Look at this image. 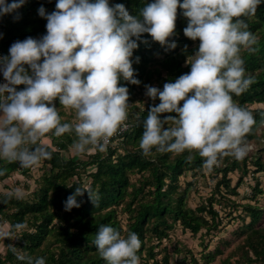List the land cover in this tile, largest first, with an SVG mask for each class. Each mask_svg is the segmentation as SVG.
<instances>
[{
	"label": "clouds",
	"instance_id": "1",
	"mask_svg": "<svg viewBox=\"0 0 264 264\" xmlns=\"http://www.w3.org/2000/svg\"><path fill=\"white\" fill-rule=\"evenodd\" d=\"M26 0H0V17L22 7ZM262 0H153L133 15L123 3L109 0H57L51 13L43 7L46 34L15 41L0 56V160L22 168L38 167L53 153L43 138L75 134L77 155L104 152L111 138L127 129L129 89L121 80L140 85L133 63L139 43L148 34L162 47L175 49L178 10L187 26L185 37L199 40L198 50L186 61L190 71L161 90L145 85V95L159 104L149 107L139 140L142 155L198 152L211 172L224 157L244 159L246 136L256 120L233 99L255 81L246 74L241 52H255L257 37L245 18L256 14ZM139 42V43H138ZM187 46H185L186 48ZM24 87L18 90V87ZM60 106L75 111L76 122H63ZM182 102V105H181ZM175 113V115H171ZM167 114V115H165ZM167 126V127H165ZM191 161L192 157H187ZM6 169L0 168V176ZM19 193V189L16 190ZM87 192L96 206L99 194L77 186L64 201V210L79 208ZM28 229L26 222L0 224V240L24 264H46L19 250L15 241ZM107 264H141L142 241L135 232L123 236L109 225L99 227L94 241Z\"/></svg>",
	"mask_w": 264,
	"mask_h": 264
},
{
	"label": "trees",
	"instance_id": "2",
	"mask_svg": "<svg viewBox=\"0 0 264 264\" xmlns=\"http://www.w3.org/2000/svg\"><path fill=\"white\" fill-rule=\"evenodd\" d=\"M12 2L13 0H8V3ZM56 2L57 0H26L22 7L1 17L0 49L3 56L9 54V48L15 41H22L29 36L39 39L46 34L47 21L38 15V9L43 5L47 12L51 13L55 10ZM109 2L123 3L131 14L136 15L146 3L153 0ZM245 19L249 25L248 30L256 35L258 43L254 46L255 52L243 50L241 56L245 61L246 74L253 77L255 82L242 95L233 94V99L250 111L256 120L252 131L246 136L247 143L256 140L264 145V110L250 108L252 105L264 104V0L258 6L256 14ZM186 26L187 20L182 10H178L176 35L172 38L177 45L175 49L162 47L153 42L148 34L143 35L142 39H147L149 43L138 42L139 47L133 56V59L140 57V62L133 63V67L137 72L136 78L141 83L137 86L123 80L120 82L129 89V103L133 101L132 96L141 91L145 84L155 82L156 87L162 90L164 83L174 82L180 75L190 71V65L185 61L198 50L199 40L192 41L185 37L183 29ZM23 87L19 86L18 90ZM154 104H159V99L149 101L147 97L141 109L130 105L128 130L116 140L117 143L115 141L110 144L106 151H94L86 156V160L77 154H63L76 139L74 133L60 137L52 133L48 135L51 139V147L48 148L53 156L51 160L41 162L43 172L36 180L31 199L18 198L12 193L0 194V216L6 224H28V229L15 241L19 250L33 257H45L46 264H107L99 255L94 241L99 227L109 225L125 237L129 232L138 234L142 246L137 255L140 256L142 264H168L166 247L162 248L163 256L160 260L156 259V247L168 239L169 232L176 225L192 236L201 231H204L205 235L215 231L222 221V213L219 214V211L214 209L215 203L223 209L227 206L234 212L239 211L237 217H246L249 220L241 233V242L225 259L220 260V264L264 263V210L256 204H240L232 199L239 196L238 188L249 167L253 168L252 175L264 173V162L259 157L252 158L249 155L252 146H249L251 149L242 160L230 156L222 158L219 165L213 168V171L221 174V178L215 184L206 204H200L194 209L188 207L186 192L178 190V178L186 171L202 174L206 170L203 168V158L198 152L190 153L187 150L175 154L159 153L153 149L151 155H142L139 148L143 132L141 122L149 107ZM56 105L63 117V106H60L58 101ZM63 122L67 121L63 119ZM189 155L192 157L191 161L187 159ZM0 168L6 169V173L0 176V182L9 179L13 173L26 175L31 169L4 160H0ZM233 171L241 173L234 186L227 176ZM144 173H147V176L141 179L137 186L130 182L131 175ZM83 177L89 178L87 184L84 183ZM77 186L90 187L99 194V200L94 206L85 192L83 197L77 198L81 203L79 208L65 211L64 201L73 194ZM259 187L258 180H255L251 190L252 200L262 194L263 191ZM125 197L128 200L123 211L127 216L125 225L122 226L116 217V207ZM223 215L227 217L230 214L223 212ZM152 240L157 243L152 244ZM5 241L6 249L4 254L0 255V264H24L17 260L9 249L8 245L12 242ZM177 251L175 248L174 253ZM221 254L222 251L216 247L213 252L201 256V259L209 260ZM191 262L196 264L194 258H191L189 263ZM186 263V260L181 262Z\"/></svg>",
	"mask_w": 264,
	"mask_h": 264
},
{
	"label": "rangeland",
	"instance_id": "3",
	"mask_svg": "<svg viewBox=\"0 0 264 264\" xmlns=\"http://www.w3.org/2000/svg\"><path fill=\"white\" fill-rule=\"evenodd\" d=\"M188 60V59H187ZM191 60V57L189 58ZM186 63V61H185ZM156 87L155 82H151L150 84ZM145 85L143 86L141 91H137L133 96V101L130 102V105L142 108L143 103H146L147 96L145 95ZM148 100L151 99L148 97ZM251 109L262 108L264 110L263 105H252ZM63 119L68 123L76 122L75 111L72 109H65L63 107ZM129 109V114H130ZM167 127V126H165ZM50 134V133H49ZM47 134L45 137H47ZM118 141H116L117 143ZM115 143V142H114ZM113 143V144H114ZM249 146H252V151L250 152V156L252 158H261L264 162V145L262 143L257 142L256 140L248 143ZM249 147V150L251 149ZM94 151H91L84 155H79L81 159L86 160V156L88 154H92ZM65 156H71L76 154L72 149V146L68 148L66 152H63ZM253 168L249 167L248 173H246L242 178V183L238 188L239 196L236 198H232L236 200V202L240 204L249 203L251 205H257L264 210V173L259 172L255 175H252ZM43 172L42 164L38 167H33L30 169V172L26 175H21L19 173H13L9 179H6L0 183V194L1 193H12L14 196L23 199H31L32 190L36 186V180L39 179V176ZM89 172V170H88ZM91 172V171H90ZM194 172V171H193ZM191 171H186L182 176L178 178V190L186 192V203L187 206L194 209L200 204H206L210 194L214 191L215 184L220 180L221 174L216 171L208 172L207 170L203 171L202 174L193 173ZM147 173L144 174H133L130 176V182L134 185H138L140 180L145 178ZM228 178L231 180V185L234 186L237 182L238 178L241 176L240 171H233L227 174ZM84 178V177H83ZM84 183L87 184L89 182V178H84ZM258 180L260 184V189L263 191L262 194H258L256 196V200L251 199L252 195V187L254 186V181ZM197 181L196 183H194ZM19 189V193L16 190ZM223 190V189H221ZM130 191V189L128 190ZM218 197V196H216ZM215 197V198H216ZM128 198L120 202V205L116 207L117 210V219L120 221L121 225L124 226L126 222V212L123 211L124 204L127 202ZM214 209L219 211V214L222 213V221L220 226L213 232L208 235H205L204 231L198 233L196 236H192L188 231H183L180 226L176 225L170 232L168 239L163 240L159 247H156L155 252H157L156 259L160 260L163 256L162 248L166 247L167 253L169 255V263L168 264H181L183 260H186V264H193L191 258L196 260V264H220V260L225 259L226 255L231 252L242 240L243 235H241L244 230V226H246L249 220L245 217H237L239 211H232L227 206H224V209L219 205L214 203ZM230 214L225 217L223 215ZM5 240H0V255L4 254L6 246ZM12 242V241H11ZM152 244H156L157 242L152 240ZM219 248L222 251L221 255L214 257L213 259L204 260L201 259V256H205L206 254L213 252L215 248ZM177 249V253H174V249ZM233 260V258L231 259ZM142 264V263H141ZM150 264V263H149ZM161 264V263H159ZM259 264V263H258ZM264 264V263H263Z\"/></svg>",
	"mask_w": 264,
	"mask_h": 264
},
{
	"label": "built area",
	"instance_id": "4",
	"mask_svg": "<svg viewBox=\"0 0 264 264\" xmlns=\"http://www.w3.org/2000/svg\"><path fill=\"white\" fill-rule=\"evenodd\" d=\"M0 21H1V17H0ZM0 56H3V53H2V51H1V49H0ZM4 82H5V81H4L3 75H2V73H0V84H2V83H4ZM126 124H127V129H126V130H123V131H121V132H119V133L116 134V135H114V136L111 138L109 145L112 144V143H114L116 140H118V139L120 138V136H122V134H123L125 131L128 130V128H129V126H130L128 120L126 121ZM109 145H108V146H109ZM0 224H6L5 220H4L1 216H0Z\"/></svg>",
	"mask_w": 264,
	"mask_h": 264
},
{
	"label": "crops",
	"instance_id": "5",
	"mask_svg": "<svg viewBox=\"0 0 264 264\" xmlns=\"http://www.w3.org/2000/svg\"><path fill=\"white\" fill-rule=\"evenodd\" d=\"M42 142L44 144H46L47 146H50L51 147V139L48 136L47 137H44ZM5 225H7V224H5Z\"/></svg>",
	"mask_w": 264,
	"mask_h": 264
}]
</instances>
